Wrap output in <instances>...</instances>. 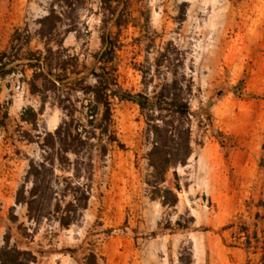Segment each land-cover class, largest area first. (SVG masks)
Wrapping results in <instances>:
<instances>
[{
    "label": "rangeland",
    "instance_id": "1",
    "mask_svg": "<svg viewBox=\"0 0 264 264\" xmlns=\"http://www.w3.org/2000/svg\"><path fill=\"white\" fill-rule=\"evenodd\" d=\"M50 9L51 45L62 41L77 59L74 73L92 68L104 20L124 91L198 109L173 122L191 132V156L158 187L176 195L174 207L161 205L149 167L167 114L148 121L137 105L116 100L109 133H96L91 175L54 165L58 194L70 181L88 189L77 222L67 230L52 219L36 224L15 204L29 162L45 155L43 138L66 119L59 95L77 111L73 125L90 129L80 109L89 97L49 90L39 113L41 96L30 90L26 58L43 50L37 33ZM107 9L121 14L119 29ZM16 50V71L0 74V251H29L32 264H264V0H0V54L12 60ZM29 109L38 114L32 124L21 121Z\"/></svg>",
    "mask_w": 264,
    "mask_h": 264
},
{
    "label": "trees",
    "instance_id": "2",
    "mask_svg": "<svg viewBox=\"0 0 264 264\" xmlns=\"http://www.w3.org/2000/svg\"><path fill=\"white\" fill-rule=\"evenodd\" d=\"M123 5V4H122ZM69 11L71 7L69 6ZM103 16L111 20L115 28L121 27V14L107 9L103 11ZM54 17V11L50 9L49 14L41 20V26L37 36L43 41L42 52L28 53L26 66L32 70V80L30 90L41 96V107L47 99V92L59 91L64 87L72 88L75 93H80L84 97H89L86 106H80L84 112L85 126H74L73 115L77 112L74 105L70 104L69 97H57V105L65 115V120L54 130L52 134L47 133L43 138L41 149L44 150V156L41 162H29L28 170L25 175L24 183L19 187L15 196L16 205H24L27 210V218L38 224L42 220L52 219L57 223L60 229L67 230L77 222L82 211L86 209L89 199L87 187L78 185L72 186V182L65 184L61 194L56 192L57 185L53 182L55 163L61 169L71 167L75 172V178H78L81 172L88 176L92 173V158L94 149L98 148L99 136L109 133L113 126L112 105L113 101L131 102L146 112L148 121H157L163 113L169 118L164 124V129L155 128V132L163 136V142L157 143L149 154V167L153 172L152 189L161 200L162 206L174 207L177 204V198L169 190H160L158 187L164 183L165 174L177 166H184L191 156L190 147V129L180 131V128L174 126V120L182 117H189L198 112V109H190L186 104H182L174 97L168 98V95L162 94L148 98L141 95H131L124 91L118 84L117 67L115 64L118 45L107 35L105 29L106 22L103 20V33L100 37V48L91 58L93 60L92 68L85 75L74 73L75 62L77 59L66 56V50L62 47V41L55 43L53 47L52 39L55 31V25L51 24ZM72 31H67L70 33ZM18 50L14 53V58L8 60L6 53L0 54V74L9 75L16 71L18 61ZM76 78L70 80V76ZM88 77L93 79L92 85H86ZM39 82L40 87L35 83ZM157 114L154 118L153 115ZM38 114L30 109L25 110L21 115V121L25 123H34ZM98 116L99 119H98ZM5 117V115H4ZM163 118V117H162ZM164 122V121H163ZM170 135L167 137V135ZM96 138V144L91 139ZM114 137H109V143L114 142ZM100 156L105 154V147L99 149ZM68 156H72L74 161L70 163ZM30 181V189L25 190V183ZM176 190H178L176 188ZM69 198L68 202L65 200ZM54 203V204H53ZM35 257L29 251H19L15 247L9 248L5 245L0 251V264H32Z\"/></svg>",
    "mask_w": 264,
    "mask_h": 264
}]
</instances>
